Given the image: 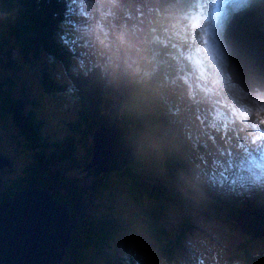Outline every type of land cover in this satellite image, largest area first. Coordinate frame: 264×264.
<instances>
[{
  "label": "rangeland",
  "instance_id": "obj_1",
  "mask_svg": "<svg viewBox=\"0 0 264 264\" xmlns=\"http://www.w3.org/2000/svg\"><path fill=\"white\" fill-rule=\"evenodd\" d=\"M87 1L82 6L88 17L85 23L80 24L83 27V38L88 40L83 46L86 59L82 58V65L88 68L92 60L104 57V67L109 74L107 89L113 90L111 100L115 105L119 106L118 89L138 83L125 75L127 71L124 69L137 63L140 68L149 72L145 60L153 50L161 55V60L166 64L168 76L176 73L178 64L182 67L184 64L185 71L189 73L188 65L182 60L186 58L185 55H193L200 61V64L196 63L198 75L191 69V77L194 79L191 78L185 82L182 78L181 84L174 85L170 95L167 89L172 83L147 85L144 88L145 95L139 97L140 103L137 104V110L142 116L145 111L154 113L152 119L157 127L153 130L142 121H138L135 124L137 128H131L138 134H135L138 142L145 143L144 151L136 156L137 166L133 175L135 179H141L145 187H155L161 191L167 199L166 203L170 206L161 227L166 239L172 244L173 264H199L197 257H207L202 250L207 253L208 257L212 256L210 264H243L242 259L235 255L236 249L241 244H247L249 251L253 254L264 252V238L248 239L238 232L234 222L227 221V211L211 206L210 199H205L206 202L199 200L197 194H191V189L188 188L192 179L204 186L218 188V190L232 187L236 197L232 195L229 200L235 206L239 216H241L240 211L244 210L246 201L256 208L260 204L256 202V205L241 196L238 193L240 186L227 176L220 175V171L224 174L229 173L231 166L238 173L244 170L237 167V160L221 153H232L240 160L247 161L249 154H254L256 158L262 157V153L255 152L253 148L263 147L264 149V93L246 94L230 81L226 71L227 58L222 40L223 31L232 15L248 6L251 0H244L243 5L239 4L233 9H227L225 21L216 30V34H206L202 40H197L200 33L193 16L195 14L201 16L202 18L199 19L201 24L207 28L208 32L213 31L210 29L207 17L203 16L202 9L205 8L203 7L205 0H192L187 5L193 7L185 11L176 9L173 4L163 8L158 0H122L124 3L133 5L130 10L114 9L109 6L111 0H100L101 18L96 21L91 17V9L87 7ZM146 7L154 9H146ZM161 11L166 12L170 18L148 27L145 23L149 18L148 14L155 13L159 16ZM120 25L132 27L140 34L139 46L134 56L127 61L124 52L126 44L117 34ZM202 30L205 31L203 28ZM159 31L160 33L169 32L164 47H159L152 41L154 33ZM1 35L9 38L11 45L14 46L12 36L0 20ZM56 36L54 35V39ZM209 43L211 45L207 46ZM4 52L0 51V79L10 78L13 85L7 86L1 80L3 87H0L1 92L8 91L11 97L24 96L26 108H29L27 103H32L33 110L44 122V142L58 144L65 139L78 142L81 139V133L76 134L70 131L68 125L80 116L79 101L67 88L49 92L50 90H45L43 87L44 74L57 76L59 73L48 55L42 53L38 59L29 58L27 60L19 52L14 51L12 59H16L17 64L16 68L11 70L9 66H4L6 64ZM115 65L118 66L117 69L112 68ZM158 68L162 69L160 64ZM121 73L124 75L122 76ZM168 76L165 77L167 81ZM141 89L137 87L138 91ZM172 93L176 94L175 98V94ZM121 95L125 96V94ZM143 96L146 97L145 100ZM102 98L100 107L107 108L108 99L105 96ZM165 100L168 102L166 103ZM164 105L167 106V110L161 114L159 110L162 106L164 108ZM214 115L217 121L221 119L227 121L224 125H221L220 121L217 125L215 124L224 129L223 137H221L222 133H219L212 124L211 127L204 126V124L214 122ZM162 122L165 123L162 124ZM81 130L84 135V129ZM256 132H259V137L256 136ZM174 135L178 139H174ZM186 136L191 144H185ZM90 137L86 138L88 147L91 143ZM160 137L162 141L170 140L175 145H184L192 162L190 163L181 154L183 167L177 161L176 164L171 165V168L166 167L165 158L167 159L166 155L169 153L163 149ZM27 144L26 136L20 134L10 118L6 119L5 126L0 120V151L5 152V156L12 162L10 172L0 173L2 185L14 184L19 178L25 177L24 170L31 167L35 154V150L26 149ZM69 144L73 142L70 141ZM191 145H196L198 150L189 148ZM85 155V148L77 144L72 160L81 165L85 163ZM219 163L224 167L218 166ZM65 164L68 163L53 161V164L46 163L43 167L46 170L55 169L63 177H72L65 168L62 171ZM250 167L254 172L258 171L254 164ZM198 170H201V173ZM247 173L249 175L248 170L242 172L244 175ZM106 176L101 187L102 191L83 192L82 198L85 206L81 215L86 221L84 225L91 230L93 237L88 246L80 247L82 254L81 260L78 258V261L80 260L78 264H119V261L126 260L130 264H167L161 256L157 243L149 237L141 219L140 209L143 207L141 201L144 198H140L137 192L131 190L130 179L125 175L112 172ZM171 176L176 177L179 185L172 182L173 177ZM86 178L78 179L80 190H85L90 183L91 179ZM212 180L216 182L213 183ZM171 186L174 188L172 191ZM140 192L144 197L146 191L140 190ZM212 199L215 200L212 201L213 205L218 203L217 201L226 202L225 198H216L214 194ZM206 219L210 220L213 225L205 223ZM193 223H198L199 228L192 229L191 224ZM208 240L219 248L207 245ZM204 247L206 250L202 249ZM220 247L224 251L220 250ZM219 255L221 263L218 262Z\"/></svg>",
  "mask_w": 264,
  "mask_h": 264
},
{
  "label": "trees",
  "instance_id": "obj_2",
  "mask_svg": "<svg viewBox=\"0 0 264 264\" xmlns=\"http://www.w3.org/2000/svg\"><path fill=\"white\" fill-rule=\"evenodd\" d=\"M85 1L0 0V20L5 24L9 35L14 40V46H12L9 38L0 36V51H5L6 64L4 66H9L11 70L16 68V59H12L14 51L19 52L27 60L29 58L38 59L40 54L47 53L61 71H59L57 76L43 75L44 89L56 88L58 91L63 90L60 87H64L63 83H67L69 91L81 105L80 116L76 121L69 124L70 131L76 134L81 133V139L78 142L73 140V144H69L72 139H65L58 144H48L44 142V122L33 110L32 103H27L29 108H26L24 96L14 95V97H11L8 91L1 92L0 90V120L4 126L7 118L14 122L20 134L26 136L28 142L26 149L35 150L33 158L36 160V168L34 171L28 172L31 178L27 181L25 180V183L8 186L0 184V193H2L0 197L4 199V197L12 193L25 189L27 185L34 184L36 187L48 192L54 191L55 199L69 207L72 222V242L67 248V254L62 264H78L82 254L80 247L85 248L89 245L93 235L91 230L84 225L86 221L81 215L85 206V201L82 198L83 192L97 193L102 191L101 187L107 176L103 175L96 180L92 176V171H89L85 177H87L86 179L90 178L91 181L85 190H80L78 179L71 173L70 175L73 179L61 176L60 172L55 169L46 170L43 166L46 163L53 164V161H63L68 164L62 167V171L64 168L68 171H78L81 168H85L91 159V146L88 147V144H86V138L88 135L91 136L95 127L100 125L122 127L130 130L136 136V132L131 129L135 127V121L131 117L135 105L140 103L139 97L143 95L142 90L138 91L137 87L140 82L146 84L148 80L153 79V73L141 70L138 64H132L129 69L125 68L124 70L127 71L125 75H128L138 83L129 85L126 88L122 86L121 89H118L119 106L114 104L111 100L113 90L107 89L109 74H107L104 67V57L103 59L92 60L89 68L82 65V58L86 59L83 46L88 41L83 38V27L80 25L85 23L88 17L85 8L82 6ZM185 1L188 2L190 0H179L176 8L181 11H185L187 7L189 8L190 6ZM87 2V7L91 9V17L95 21L100 19V0H88ZM54 35L59 37V43H54ZM167 35L168 33L166 32L162 37L166 36L167 38ZM160 38L159 35H155L153 40H158L159 42ZM190 59L192 58L190 57ZM117 67L115 65L112 68L117 69ZM192 68L193 71L196 70L195 67L192 66ZM121 75L123 76L124 73H121ZM1 80L7 86L13 85L10 78ZM0 87H2L1 82ZM121 94H125V96ZM102 96H105L109 102L104 110L100 107L103 101ZM92 111L94 112L93 115ZM139 117L143 120V123L153 129L155 125L152 122L151 113L146 116L139 115ZM222 122L226 123V121ZM84 126L83 135L81 129ZM219 129L220 131L222 130L221 128ZM77 144L85 148V163L81 165L72 160ZM142 147H145V143H142ZM178 149L169 146L171 154H176ZM5 155V152L0 151V157L6 158ZM173 161V159L167 160L166 166H169ZM136 165L134 162L122 174L130 179L131 190L137 192L140 198H144L141 201L143 207L140 209L142 217L140 218L147 229L149 237L157 243L164 262L173 264L172 244L166 239L165 232L161 227V223H163L170 206L166 203L167 199L161 191H158L155 187H145L141 179H135L133 171ZM140 190L146 191L144 197L141 196ZM245 209H249V206H245ZM228 213L230 216L239 214L234 211H229ZM236 250L235 255L242 259L243 264H264V252L253 254L249 251L247 244H242ZM78 258H80L79 261ZM119 264L129 263L127 261H119Z\"/></svg>",
  "mask_w": 264,
  "mask_h": 264
},
{
  "label": "water",
  "instance_id": "obj_3",
  "mask_svg": "<svg viewBox=\"0 0 264 264\" xmlns=\"http://www.w3.org/2000/svg\"><path fill=\"white\" fill-rule=\"evenodd\" d=\"M158 1L166 8L177 0ZM250 28L255 35L252 47L247 45ZM222 40L231 82L246 94L264 93V0H252L234 13ZM91 148L89 164L76 175L83 177L92 171L97 180L125 172L139 147L131 131L100 126L91 135ZM4 166L0 157V169ZM227 221L234 222L238 232L250 240L264 238V216L248 212L227 217ZM71 242L70 210L55 199L54 191L30 184L0 202V264H62Z\"/></svg>",
  "mask_w": 264,
  "mask_h": 264
},
{
  "label": "bare ground",
  "instance_id": "obj_4",
  "mask_svg": "<svg viewBox=\"0 0 264 264\" xmlns=\"http://www.w3.org/2000/svg\"><path fill=\"white\" fill-rule=\"evenodd\" d=\"M243 2L244 0H231V9H233L236 5H239V4H242L243 5ZM142 3L144 5H146L145 2L142 1ZM217 3H218V0H205L203 1V7L205 8H208L209 10L211 8H217ZM154 9L152 7H146V9ZM226 8L228 7H225L221 12H220V15L219 17L217 18V20L211 24L212 27H213V32H208L207 28L204 27L201 22H200V18H202L201 16H198V15H194L193 16V19L197 21V26L199 27V33H200V37L198 38L197 37V40H202L206 34L208 35H212V34H216V30L220 28V26L222 25V23L225 21V18H226V15L228 13V10H225ZM206 17H210L209 15H206ZM208 19V18H207ZM199 20V21H198ZM205 29V31L202 30ZM55 31V30H54ZM187 31L189 32V30L187 29ZM255 40V35L253 33V29L250 28V35L248 36L247 38V45L252 47L253 44H254V41ZM211 44L209 43L207 46H210ZM164 46V45H162ZM156 56V57H155ZM150 58L153 59V61L155 62V64H160L162 66V72L164 73V76L167 77L168 76V72L166 70V64L161 60V55L156 52L155 50H153V52H151V55L149 56ZM149 66V64H148ZM177 68L180 70V77L177 78V82H173L174 80H176L175 78L177 77L176 74H173L172 76L169 75L168 76V81L166 80L165 82L166 83H172L171 86L168 87L167 89V92L168 94L170 95V93L172 92V90L174 89V85H180L181 84V79L184 78V79H191V74H189L188 72L185 71L184 67H182L181 65H177ZM253 77V74L252 72H250V78ZM194 79V78H192ZM165 83V84H166ZM149 88V87H148ZM173 94V93H172ZM176 97V94L174 96V98ZM167 98V97H166ZM165 102L167 103L168 100H165ZM142 105V104H141ZM163 107H160V110L162 109ZM159 110V111H160ZM142 115V114H141ZM165 123V122H162V124ZM150 130V129H149ZM157 133V132H156ZM256 136L259 137V132H256ZM174 139H178L177 137H174ZM239 142H242V140H238ZM145 142V141H144ZM264 146V144H263ZM255 152H261L262 153V158L260 157H257L254 155V154H249V157H248V160L247 161H243V160H240L236 155L232 154V153H229V154H226V153H221L222 155H226V156H230L232 157L234 160H237L238 164H237V167L238 168H241V169H244V170H248L249 171V175L247 173V175H244L242 174V172L244 170H242L241 172H237L234 167L231 166V169H229L228 171L230 172L228 177L231 179V180H234L238 186H240V188H244V191L246 192V194L248 195H254V196H259L260 194L263 195V191L261 190H253L252 188V185L254 184V182H257V181H264V149L263 147H261L260 149H256V148H253ZM262 160V161H261ZM251 163H254L255 165H257L259 167V170L258 172H253V170H251L250 168V165ZM204 166H206L205 164H203ZM218 166H222L224 167L222 164L219 163ZM172 182L175 183V185H179V183L177 182V180L175 178H172ZM173 186H171V191L174 190V188H172ZM188 188L191 189V194H197V196L199 197V200L202 199V201H204L203 199H210V197L213 196V194L215 195L216 198H225L226 199V203L224 206L228 205V207H231L233 208V205L232 203H230V197L233 195L234 198L236 197V195L234 194L233 192V188H225V189H222V190H218V188H214V187H209V186H205L203 187V189H205L209 195H207L205 192H202V188H197L193 182L188 186ZM186 190H189V189H186ZM205 195H204V194ZM174 199V197H173ZM177 201V200H176ZM187 202V201H186ZM206 202V201H204ZM208 203V202H207ZM196 204V203H195ZM209 204H213L212 202H209ZM255 207V208H254ZM250 206L251 208V211H257L260 213V210L256 208V206ZM186 208V207H185ZM263 210V209H262ZM246 213V212H245ZM261 214H264V213H261ZM224 215V214H223ZM203 219V218H202ZM207 224L209 225H213L212 222L208 219H206V222ZM218 224V223H217ZM198 223H193L191 224V228L192 229H196V228H199L198 227ZM202 230V229H201ZM193 232V231H192ZM208 232V231H207ZM200 233V232H199ZM192 234V233H191ZM194 235V234H193ZM192 238H194L192 236ZM197 238V237H195ZM207 245H214L215 247L219 248V246L215 245L211 240H208L207 241ZM202 249H205L206 248H202ZM201 249V250H202ZM188 250V249H187ZM220 250L224 251L222 249V247H220ZM207 257H204V258H201V257H197L195 253H193V255H195L198 259H199V264H210L211 260H212V256L210 258V256L208 257L207 253L202 250ZM211 251V250H209ZM190 253H192V251H190ZM219 263H221V258H220V255H219V260H218ZM196 264V263H195Z\"/></svg>",
  "mask_w": 264,
  "mask_h": 264
},
{
  "label": "clouds",
  "instance_id": "obj_5",
  "mask_svg": "<svg viewBox=\"0 0 264 264\" xmlns=\"http://www.w3.org/2000/svg\"><path fill=\"white\" fill-rule=\"evenodd\" d=\"M114 9L120 10H130L133 5L131 3H124L122 0H111L110 5ZM116 14L115 12L113 13ZM149 18L146 19L145 23L148 27H151L152 24L157 22H163L170 18V16L161 11L159 16L155 13L148 14ZM118 36L122 37L124 43L126 44V48L124 49L126 61L134 56L137 47L139 46L140 34L132 27L127 25H120L117 29ZM130 66V65H129ZM253 190H261L264 191V181L254 182L252 185Z\"/></svg>",
  "mask_w": 264,
  "mask_h": 264
},
{
  "label": "flooded vegetation",
  "instance_id": "obj_6",
  "mask_svg": "<svg viewBox=\"0 0 264 264\" xmlns=\"http://www.w3.org/2000/svg\"><path fill=\"white\" fill-rule=\"evenodd\" d=\"M35 168H36V167H35V164L33 163V164L31 165V168L25 170L24 173L27 174V176H26V178H24V180L27 181V180H29V179L31 178V175H29L28 172H30L31 170L34 171Z\"/></svg>",
  "mask_w": 264,
  "mask_h": 264
}]
</instances>
